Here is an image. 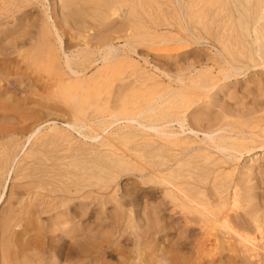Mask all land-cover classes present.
Segmentation results:
<instances>
[{"label": "rangeland", "instance_id": "rangeland-1", "mask_svg": "<svg viewBox=\"0 0 264 264\" xmlns=\"http://www.w3.org/2000/svg\"><path fill=\"white\" fill-rule=\"evenodd\" d=\"M0 7V22H3L2 24L0 23V37H3V46H5L7 53H9L12 58L11 62L3 59L0 64L2 67L9 64V72L12 76L10 78L11 80L13 79V81L16 80L14 82L17 86L19 84L21 85L18 86L19 88L25 87L24 89H27L26 85L27 87L29 86L30 77L38 79L39 92L37 93H45L47 98L36 100L29 105L33 109L36 108L35 110L41 107L40 102L45 103L47 107L49 106L48 109L46 108L43 110V114L46 116L43 121L46 120L47 122L41 124L39 126L40 128L38 127L39 130L36 134H33L34 136L32 135L29 140H26L29 135L14 136L13 139L17 142V144L15 143L14 145L17 147H12L11 152H14L16 149L14 152L16 155L15 161H12L11 158L13 157H10V159H6V162L4 161L3 164H0V221L7 213V206H9L10 203L13 205L14 200L18 197L17 194L20 192H45L47 189H57V185H59L58 179L60 178L56 175V171L59 167V169L62 168V170H66V177L69 179H62H64L67 187L69 186L68 188L71 190L77 188L78 194L82 192L83 197L82 195L79 196L74 200L75 203L80 201L81 198V201L84 200L83 202L85 203L93 202L94 204V215H97V217L95 218V216H90L89 214L88 216L86 215L81 219V228L93 230V234H90V239L87 243L90 244L94 242L96 248H98L97 251L99 255H97V258H100V254L111 253L115 258L128 257L131 260L133 259L132 264H134L138 258L144 256H160L159 258H161L170 256L171 254L188 255L192 244H190L191 246L188 244L181 246L176 243L174 239L171 240L170 238L163 237L156 229H159V226L156 223L155 217L160 215L156 207L161 201L162 194L159 192L160 190H158L159 186L146 181L149 176L145 175V169L153 167V165L161 160L156 151L157 148H153V151H151L152 149L146 144V141H154V144L158 145L160 142L158 137L153 132H144L136 123L130 122V124L122 119H120L121 122L119 119L116 120L117 123L113 119L107 118V116L110 117L109 115H115L114 110L121 104L127 105V107L132 110H141V108L143 109L148 104L152 107L155 105V109L160 108L159 98L164 95V92L168 90L173 91L180 86L179 82L175 81V83H172L173 81L171 82L165 74L173 76L181 75L183 79L181 80L184 85L189 83L184 91L185 96L187 95L185 107L190 106V108H195L199 105V108L202 109L211 101V93L215 92V94L217 93V97L214 96L213 98L216 102L208 109H205L206 113L204 110H201V116L204 114L205 118L209 120L217 116L221 117V113H218L220 110H223V112L224 110L229 111L226 118L228 122L232 121L235 123V121H237L235 125L239 129L241 128V130L248 134L252 133L250 135H254L253 137L255 139L258 137L256 140L264 139L262 138L264 137V127L261 128L264 125V1L0 0ZM17 17L20 18L18 19ZM23 22L25 24H23ZM1 29H3L2 32ZM7 35L10 37H7ZM57 35L62 42L61 45L58 39L56 40ZM182 38L183 40H181ZM191 39L193 41H191ZM109 47L111 48L110 51L108 50ZM133 48L136 52L133 51ZM108 51L113 56V59L107 58L106 60H101V58L104 57L103 53ZM221 55H223V57ZM64 56H67L68 59L70 58L69 62L72 69L79 72L76 76H71L70 72L64 66ZM224 57L231 62L230 64L232 66L234 65L233 67H246L247 65V68L241 69L236 75L237 77L231 76L224 80L222 78L225 76V70H230L228 64L220 62ZM251 61L254 62L251 63ZM19 62L23 63V70L15 71L16 65L19 64ZM109 63H112L111 67ZM255 64L256 66L253 68ZM24 65L26 66L24 67ZM60 66L62 67V71L58 69ZM86 68L88 70H86ZM194 69L195 71H192ZM196 72L197 75H194ZM60 73L64 74L63 85L66 91L63 102L61 105H58V109L54 108V105H56V103H54L56 100L55 97L58 96L57 92H55L56 89L53 86H48V83L52 78H57ZM81 73L83 76H80ZM202 74L205 76H202ZM83 77L88 78L85 79L86 82ZM195 79H200V83L207 88L206 92L199 93V90L190 84L191 80L193 81ZM127 82L129 85H127ZM93 84L96 85L94 86ZM156 87H158V89H156ZM229 88L232 89L229 90ZM211 90L212 92H210ZM92 91L94 92L92 93ZM101 91L103 93H101ZM12 92V90H7V96L5 95L4 97L6 99H4L5 101H1V104L9 103L7 99L16 95L15 92ZM128 92L129 96H126ZM28 93L30 95L26 94V97L30 98V100L36 98L35 96L32 97L31 90ZM95 93L98 94L95 95ZM114 96L117 97L115 98ZM153 97L157 99H153ZM109 101L110 103H108ZM235 102L237 103L236 107L234 105ZM72 103L74 105H72ZM106 103L109 105V108ZM111 104L116 107L110 106ZM141 105L144 107H140ZM222 105L225 107H222ZM233 108L234 111H232ZM246 109L252 112H248ZM73 112L78 114V118L85 122L84 126L79 119L77 122V120L72 118ZM107 113L109 114L107 115ZM115 116L118 117L117 114ZM12 120L17 121L18 119L12 118ZM258 121L260 123H258ZM242 122L244 124H241ZM74 123L79 125L73 130L69 126ZM258 127H260L259 130L257 129ZM187 128L188 126H185L182 133L180 132L181 129L173 124L169 130L179 131L181 134H179V138L183 139L187 136L189 139L185 141H195L196 144L194 143V146L206 148L202 143H199L200 139H203L202 134H191ZM253 131L256 132L253 133ZM257 131L259 133H257ZM94 133L95 135L98 133V137L94 140H89L84 137V135H86V137L90 135L95 136ZM239 138L241 139L242 137ZM24 141L27 142L24 143ZM151 143L152 142H150V144ZM154 144L152 146L156 147ZM40 145L42 146L41 148ZM256 145V143H252L249 139L242 141L237 137V145L235 147L236 149H244L245 147L251 148ZM37 148L39 149L36 150ZM42 150L43 154L39 153ZM149 151H151V153ZM123 154H125V157ZM141 154L143 155L141 156ZM215 154L216 153L207 150L191 153L192 158L188 164L190 168L187 167V169L194 172V176L198 173L202 174L203 172L199 170L203 169L204 166L212 167V164L215 163L218 165L224 160ZM24 156L26 158H24ZM38 159L39 161L41 160V163L38 162ZM185 159L188 160V158ZM118 160H120V163ZM190 162H192V164ZM201 164H203V166ZM235 164L238 166V169L235 170L227 166H225V169H223V166L220 167L216 175L221 174L222 179L218 177V180L216 179L217 183L222 184L221 181H228L231 177L235 176L236 170L241 171L244 165L250 167L254 178L264 180V150H254L249 154H245V156H241L239 161L234 162V166ZM193 165L197 170H195ZM44 166L47 167L45 169L46 172L41 174L40 170ZM7 170H9V174H6ZM73 175L76 176V178H73ZM92 175H94V177ZM51 177L52 180L50 179ZM38 178L39 180L42 179V185L39 187V190L38 187L35 186L39 183H37ZM212 180L213 177L211 175L207 180L208 183L206 187L208 189L212 186ZM87 184L93 185L92 188H89V186L86 187ZM99 187L101 189H99ZM97 188L99 190H97ZM153 189L155 191L157 190V192ZM72 192H74V190H72ZM74 201L65 202V206L67 204L69 207ZM168 206L169 205L166 207L168 209L165 212L166 214L170 209ZM53 213L55 214L56 211L42 213L39 215V218H31L34 222L31 223L32 231L31 229L28 230V232L26 231L27 236L25 235L24 237L18 235L22 240L29 236H34L32 245L39 250L45 249L43 255L46 257L45 260H43V256H41V259L39 258L35 264H39L40 262L43 264L86 263L87 260L85 261L83 259L86 257L83 250H81L82 247L80 248L75 244L73 245L69 238L61 233V231H65L69 229V227L71 228L72 224L75 222L63 221L61 218V220L59 218L56 219L55 216H52L54 215ZM259 214H261V212ZM13 215H16V213H13ZM168 216H170L169 213L166 217ZM175 216L179 217V215ZM55 229L58 230L56 231ZM10 230L11 235L13 233L20 234V231L24 233V225L15 226L13 230L11 227ZM192 230V235L190 234L191 236L187 242L192 240L191 242L193 243L194 237L198 231L196 227H193ZM168 233L172 235L173 229ZM50 236L53 238L52 241L47 240Z\"/></svg>", "mask_w": 264, "mask_h": 264}, {"label": "bare ground", "instance_id": "bare-ground-1", "mask_svg": "<svg viewBox=\"0 0 264 264\" xmlns=\"http://www.w3.org/2000/svg\"><path fill=\"white\" fill-rule=\"evenodd\" d=\"M7 6H9V5H7ZM18 8H19V6H18ZM20 8H21V6H20ZM14 11H16V10H14ZM201 13H202V11H201ZM12 19H13V17H12ZM23 24H25V23L23 22ZM3 26H4V24H3ZM51 28H52V26H51ZM2 30L3 29H1V32H2ZM10 32H11V30H10ZM8 35H7V37H10ZM166 38H168V37H166ZM57 39L59 41V44L61 45L62 42L59 39V36L58 35H57L56 40ZM181 40H183V38ZM191 41H193V40L191 39ZM165 42H167V41H165ZM3 44H4L3 43V37H0V58H1L0 59V63H1V61L3 59H6V60H8V61L11 62L12 58L10 57V54L7 53V50H6L5 46H3ZM58 47H61V46H58ZM16 48H18V47H16ZM110 49L111 48L109 47L108 50L110 51ZM109 51L106 52V53H103L104 54V57H102L101 60H106L107 58L113 59V56L110 54ZM133 51L136 52V50H134V48H133ZM98 52H99V50H98ZM117 55H119V54H117ZM221 56L223 57V55H221ZM222 57H219V58H222ZM64 59H65L64 60V66L66 67V69L70 72L71 76L72 75L76 76L77 73H79V72H76L77 70L75 71V70L72 69L71 64L69 62V59L70 58L68 59L67 56H64ZM127 59H129V58H127ZM123 60H124V58H123ZM39 61H37V62H39ZM172 61H174V60H172ZM220 62L221 63L224 62V63L228 64L229 67H230V70H225V74H224L225 76L222 78L224 80L227 79V78H229V77H231V76H234L235 77L241 69L247 68V65H246V67H242V66L241 67H237V66L233 67L234 65L232 66L230 64L231 62L229 60H227L225 57ZM253 62L251 61V63H253ZM16 63H17V61H16ZM95 63H96V61H95ZM109 64H110V67H111V64L112 63H109ZM25 66L26 65H24V67ZM76 66H77V64H76ZM255 66H256V64L253 66V68H255ZM9 67H10L9 64L6 65V66H3V67H2V65L0 66V164H3L4 161L6 162V159H8V158L10 159V157H13V158H11L12 161L15 159V156L16 155H15L14 152H15L16 149L14 150V152H11V148L14 147V146H16V145H14L15 143L17 144V142L15 141V139H13L14 136H17V135H22V136L29 135V137H27V138L24 137V138H26V140H29V138L33 134H36V132H38V130L40 128L39 126L41 124L47 122L46 120L43 121L44 120V117H46L45 114H43V110H45L46 108L48 109V107H49V106L47 107L45 103H41L40 102L41 105L40 104L39 105L41 107L40 108L38 107L39 109L35 110L36 108H34V109L31 108L30 107V105H31L30 103L31 102H35L36 100H40V99L47 98L45 93H41V92L39 94L37 93V92H39L38 91L39 80L36 79V78L30 77L29 78L30 84H29L28 87H27V85L25 83L27 89H24L25 87H23V88L20 87L19 88L18 86L20 84L18 83L19 85L17 86L15 84V82H14L16 80L13 81V79L11 80V78H10L12 76H11V74L9 72ZM58 69H59V71H62V67L61 66L58 67ZM22 70H23V63L22 62H19V64L16 65L15 71H22ZM86 70H88V69L86 68ZM192 71H195V69L192 70ZM221 71H222V69H221ZM245 72H243V73H245ZM64 73H66V72H64ZM206 73H208V72H206ZM206 73H205V75H206ZM188 74H189V72H188ZM194 75H197V72ZM205 75L202 74V76H205ZM80 76H83L82 73H81ZM165 76H167L168 79L171 82L173 81L172 83H175V81L176 82H179L180 86H179L178 89L175 88L173 91L172 90H168V91H165L164 92V95L159 98L160 108L155 109L154 108L155 105H154V107H152V106H150V104H148L145 107L141 105L140 107H144L143 109L141 108V110L140 109L139 110H136V109L135 110H132L129 107H127V105H124V104H121L120 103L121 105H119L118 107H116L115 105L113 106L112 105L113 103H112L110 106H113V107H116L117 108V109L114 108L115 110L114 109L113 110L115 111L114 112L115 115L117 114L118 117H116L114 114H112V115H109L110 117L107 116V118H111L114 121H116L118 119L119 120L122 119V120H125L126 122H129V123L130 122L136 123L137 126L140 127L141 130H143L144 132H149V133L150 132H153L158 137V139L160 141L158 143V145L154 144V141H146L147 142L146 144H147V146L150 149H152L151 151H153V148H157L156 151L158 152V156H159V158L161 160L158 163H156L155 165H153V167H150L149 169H145L146 170V173H147V174L145 173V175L146 176L147 175L149 176L148 180H146V181L148 183L151 182V183H154L155 185L159 186V189L158 190H160L159 192L162 194V198L160 199L161 201H160L159 205L156 207L158 209V214H160L159 216L156 214L157 217H155L156 218V223L159 226V229L158 228H156V229L162 234L163 237L170 238L171 240L174 239V241L176 243L180 244L181 246L187 245V244L189 246H191L190 244H192V247H191L190 253L188 255H184V254H174L173 255V254H171L170 256H167V257L164 256V257H161V258H159L160 256L159 257H155V256H144V257L138 258L136 260V262H134V264H264V217H263V215H264V188H263V186H264V180H259L257 178H254V176L252 175V171H251L250 167L249 166H245V165H244V168L241 171L236 170L237 172L235 173V176L234 177H231L228 181H224V182L221 181L222 184L221 183H217V180H218L217 178L218 177L221 178V174L216 175L218 173V171H219V169H220L221 166H223V169H225V166L231 167L234 170L235 169H238V166L236 164L234 166V162L235 161H239V159L241 158V156H243V155L245 156V154H249V153L253 152L254 150H264V139L256 140V139H258V137L255 139L253 137L254 135L253 136L250 135V134H252V133H250V131H249L250 134H248V133L244 132L243 130H241V128L239 129L235 125V123H237V121H235V123L232 122V121L231 122L230 121L228 122L226 120V118H227V116L229 114V111L224 110V112H223V110H220V111H218V113L219 112L221 113L220 114L221 117L220 116H217V117H214L213 119H209V120L205 118L204 114H202L204 116V118H203V116L200 115L202 113L201 110H204V112H205V109H208L212 104H214L216 102V100L213 98L217 94V93L215 94V92L211 93V97H210V98H212L211 101L208 102L205 105V107H203L202 109L199 108L200 107L199 105L196 106L195 108L194 107L190 108V106L189 107H185L186 106V102H187L186 101L187 95L185 96V92L184 91H185V87H187L189 83L184 85V83L182 81L183 79L181 78L182 77L181 75L180 76H173V75L165 74ZM96 77H98V76H96ZM152 78H154V77H152ZM85 79H88V78H84V80ZM95 81H96V78H95ZM80 82H82V81H80ZM85 82H86V80H85ZM93 82H94V80H93ZM200 82H201L200 79H195L193 81L191 80L190 84L193 87H195L197 90H199V93L206 92L207 91V88L205 87V85H202ZM48 84H49L48 86H53L56 89L55 92H57V95L58 96L55 97L56 100H55L54 103H56V105H54V108H58V105H61L62 102H63V97H64V94H65V91H66V88L63 85L64 84V74L60 73L57 76V78L56 77L55 78H52L49 81ZM262 84H263V82H262ZM127 85H129V83ZM88 88H90V87H88ZM159 88H160V86H159ZM92 89H90V90H92ZM156 89H158V87H156ZM231 89L229 88V90H231ZM7 90H12L13 92L16 93V95H13V97H11L10 99L9 98L7 99V101H9V103H5V104L3 103V104H1L2 103L1 101H5L4 99H6L4 97L7 94L6 93ZM30 90L32 91V93H31V95H33L32 97H34V96L36 97L33 100H30V98L26 97V94H29L28 92H30ZM77 91H79V90H77ZM81 91H80V93H81ZM123 91H124V89H123ZM73 92H75V91H73ZM93 92L94 91H92V93ZM117 92H119V91H117ZM210 92H212V90ZM101 93H103V92L101 91ZM96 94H98V93H95V95ZM234 94H235V92H234ZM248 94H249V92H248ZM239 95H242V94H239ZM126 96H129V92H128V95H126ZM223 96H225V95H223ZM80 97H81V95H80ZM85 97H86V95H85ZM114 97L116 98L117 96H114ZM132 97H133V94H132ZM74 98H75V96H74ZM154 98H156V97H153V99ZM87 100H89V99H87ZM105 100H107V99H105ZM114 100H116V99H114ZM152 102H153V100H152ZM190 102H192V101H190ZM108 103H110V101ZM195 104H196V102H195ZM245 104H248V103H245ZM72 105H74V104L72 103ZM88 105H89V103H88ZM234 105L236 107L237 103L235 102ZM107 106L109 108V105L108 104H107ZM243 106H244V104H243ZM213 107H214V105H213ZM222 107H225V106L222 105ZM246 107H243V108H246ZM215 108H218V107H215ZM254 108H255V106H254ZM62 109H64V108H62ZM98 110H99V108H98ZM241 110H243V109H241ZM200 111H201V113H200ZM213 111H215V110H213ZM232 111H234V108H233ZM236 111H238V110H236ZM108 112H110V111H108ZM248 112H252V111H248ZM108 114L109 113H107V115ZM213 114H214V112H213ZM206 116H207V114H206ZM12 118L13 119H18V120L17 121L15 120L16 121L15 122V121L12 120ZM72 118H74L78 122V119H79L78 118V114H75V113L72 114ZM84 118H86V117H84ZM233 118H234V116H233ZM256 118H257V116H256ZM79 121L83 123L82 124L83 126L85 125V122L84 121H82L80 119H79ZM244 121H246V120H244ZM120 122H121V120H120ZM250 122H251V120H250ZM258 123H260V122L258 121ZM173 124L174 125H177V127H179V129H181L180 132H182V133H183V128L185 126H188L187 129L189 130V132L191 134L196 135V133H201L202 136H203V139L202 140L200 139V142L199 143L200 144L202 143V145L205 146L206 148L194 146L193 144L195 143V141H193V142H191V141L190 142L185 141V140H188L189 139V138H187V136H186V138H183V139L182 138H179V136L181 135L179 133V131L169 130V128H171V126ZM241 124H244V123L242 122ZM47 125H48V123H47ZM78 125L74 123V124H71L69 127H71L74 130V128L77 127ZM251 125H252V122H251ZM263 127H264V125L261 128H263ZM259 128L260 127H258L257 129L259 130ZM124 129H127V128H124ZM255 132L253 131V133H255ZM257 133H259V132L257 131ZM94 135H95V133H94ZM84 137L85 138H88L89 140L90 139L91 140H94V139H96L98 137V133L95 136H91L90 135V136H87L86 137V135H84ZM197 137H199V136H197ZM237 137H238L239 140H242V141H244L246 139H249L252 143L254 142L257 145L255 147H251V148L245 147L244 149H236L235 146L237 145ZM239 137H242V138L240 139ZM262 138H264V137H262ZM128 140H131V139H128ZM25 142H27V141H24V143ZM150 142H152V143L150 144ZM64 143H65V141H64ZM155 143H156V141H155ZM153 144L156 145V147H153L152 146ZM240 145H242V144H240ZM143 146H144V144H143ZM41 147L42 146L40 145V148ZM1 149H3V150H1ZM38 149L39 148H37L36 150H38ZM136 150H135V152H136ZM206 150L209 151V152H212V153H216L219 157H221V159L223 158L224 160L221 163H219L218 165L215 164V163L212 164L213 166H216V167H213V166L211 167L210 165H209L210 167H208V166L205 167L204 166L203 169H200L199 170V171H201L203 173L202 174H199L198 173L196 176H194V172L190 171V169H187V167H189V165H188L189 164V161L192 158L191 153H193V152H199V151H206ZM151 151H149V152L151 153ZM3 152H4V154H3ZM20 152H21V150H20ZM39 153H42L43 154V150L41 152H39ZM124 155L125 154H123V156ZM138 155H139V153H138ZM142 155L143 154H141V156ZM116 156H118V155H116ZM123 156L121 155V158L122 159H123ZM194 156H196V155H194ZM210 156H212V155H210ZM34 157H33V159H34ZM205 157H207V156H205ZM24 158H26V157L24 156ZM185 158H188V160H186ZM58 159H60V158H58ZM208 159H210V158H208ZM118 161L120 163V160H118ZM38 162L41 163V160L39 161V159H38ZM93 163H95V162H93ZM190 163L192 164V162H190ZM202 163H204V162H202ZM147 164H149V163H147ZM29 165H31V164H29ZM201 165L203 166V164H201ZM0 167H1V165H0ZM193 167H194V165H193ZM46 168L47 167H45V166L42 167L41 170H40V173L43 174L44 172H46L45 171ZM239 168H240V166H239ZM195 170H197V169L195 168ZM8 172H9V170H7L6 174H9ZM56 172H57V174L56 173L55 174L60 178V179L57 178L59 180L58 181L59 185H57V189H54V188H53L54 190L53 189H49V190L47 189V191H45V192H37V191L36 192H33V191L32 192H22V193L20 192L19 194H17L18 197H16V199L14 200L13 205H11V203H10L9 206H7L8 207L7 208V213L5 214V216L3 218L1 216L2 220L0 221V264H35V262L38 261L39 258L44 255V253H45L44 250L45 249L39 250V249L35 248V246L32 245V241L34 239L33 238L34 236L33 237H30L29 236L28 238H25L24 240L20 239L21 238L20 236H23V237L25 235L27 236L28 230L31 229V223H34L33 222V219H31V218H33V217H36V218L38 217L39 218V215L40 214L45 213V212H51V211H56V213L55 214L53 213L54 215H52V216H55L56 219L57 218H59V219L61 218V219H63V221H67V222L68 221H74L75 222L74 224H72V227L71 228L69 227V229H66L65 231H61V233H63L64 235H66L69 238L70 242L73 243V245L75 244L76 246H78L80 248L82 247L81 250H83V253L85 254V257H86V258H83V259L85 261L87 260V262L84 263V264H132V260L133 259L131 260L128 257L115 258L111 253H107V254H104L103 253V254H100L101 255L100 258H97V255H99L98 254V251H97L98 248H96L94 242H91L90 244L87 243V241H89V239H90V234H93L92 233L93 230L92 229L86 230V228H81V219H83L86 215L88 216V214H89L90 216H95V218L97 217V215H94V211H95L94 210V204H93V202H91V203H85V202H83L84 200L81 201L82 200L81 198H80V201H77L75 203L74 200H76L79 196H81L82 195V192L80 194H78L79 192H78V189L77 188H73L72 190H74V192H72V190L70 188H68L69 186L67 187L64 179H62V178H67L66 177V174L67 173H66V170L65 169L62 170V168L59 169V167H58V169H57ZM227 173H228V171H227ZM80 175H81V173H80ZM211 175L213 177V180H212L213 183H212L211 188L208 189L206 187V185L208 183L207 180H208V178ZM89 176H90V174H89ZM92 176L94 177V175H92ZM74 177L76 178V176L73 175V178ZM86 177H87V175H86ZM47 178H48V176H47ZM50 179L52 180V177ZM68 179L69 178H67V180ZM262 179H263V177H262ZM40 180L38 178L37 183L38 182L39 183L37 185H35V186L38 187V190H39V187L42 185V179H40ZM83 182H84V180H83ZM33 183H36V182H33ZM75 185H78V184H75ZM87 186H89V188H92L93 185L87 184L86 187ZM32 187H34V186H32ZM50 187H51V185H50ZM78 187H80V186H78ZM99 189H101V188L99 187ZM99 189L97 188V190H99ZM27 191H28V189H27ZM85 192H84V194H85ZM155 192H157V190ZM9 194H10V192H9ZM82 197H83V195H82ZM83 199H85V198H83ZM72 201H74V202L72 204H70L69 207H68L67 204L65 206V202H72ZM167 205H169L168 208H170L169 209V212H167V214L168 213L170 214V216H168V217H166L167 214L165 213L166 210H168L166 208ZM5 210H6V208H5ZM149 210H151V209H149ZM142 211H144V210H142ZM260 212H261V214H259ZM13 213H16V215H13ZM150 214H152V213H150ZM154 215H155V213H154ZM175 215H179V217H177ZM146 216H148V215H146ZM50 219H51V217H50ZM145 219H146V217H145ZM91 224H93V223H91ZM23 225H24V231H23L24 233H21V231L19 232L17 230L20 234H18V233H13L12 235L10 234L11 233V230H10L11 227H12V230H13L15 226H23ZM193 227H196L197 228L198 233L195 235L193 243L191 242L192 240L190 242H187L188 239H189V237L192 235L191 233L193 231L192 230ZM40 229H42V228H40ZM44 229H46V228H44ZM171 229H173V234L172 235H170L168 233ZM31 231H32V229H31ZM107 233H108V231H107ZM18 235H20L19 236L20 238L18 237ZM47 240L52 241L53 238H51V236H50V238H47ZM67 243H69V242H67ZM82 243H83V246H82ZM110 246H111V244H110ZM106 249H108V248H106ZM186 250H187V248H186ZM42 258H43V260H45L46 257L43 256ZM83 259H82V261H83ZM39 264H43V263L40 262Z\"/></svg>", "mask_w": 264, "mask_h": 264}]
</instances>
